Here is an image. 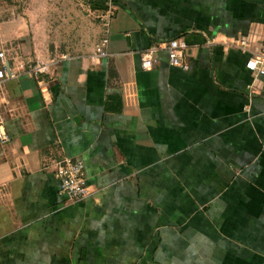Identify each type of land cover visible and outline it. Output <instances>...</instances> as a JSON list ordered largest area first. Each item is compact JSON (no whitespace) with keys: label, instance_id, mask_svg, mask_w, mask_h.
<instances>
[{"label":"crops","instance_id":"0c3cea01","mask_svg":"<svg viewBox=\"0 0 264 264\" xmlns=\"http://www.w3.org/2000/svg\"><path fill=\"white\" fill-rule=\"evenodd\" d=\"M38 3L0 0L10 54L66 52L0 92V264H264V73L232 43H262L264 0H45L43 28ZM58 8L101 36L63 47ZM64 156L84 161L83 199L60 192Z\"/></svg>","mask_w":264,"mask_h":264},{"label":"built area","instance_id":"2783aa9c","mask_svg":"<svg viewBox=\"0 0 264 264\" xmlns=\"http://www.w3.org/2000/svg\"><path fill=\"white\" fill-rule=\"evenodd\" d=\"M1 32V26H0ZM1 36V35H0ZM109 41L108 36L103 37L95 45L94 54L98 57L106 56L109 52L106 47ZM252 38L240 37L232 39V43L249 52L246 65L257 73H264V39L259 45H255ZM188 43L184 37L171 38L166 47L169 52V61L173 65L188 68L189 63L184 59V52ZM0 37V92L6 80L20 76H34L40 79L42 75L49 72L51 65L57 57L36 60L33 62L17 59L9 53ZM157 47L151 46L143 51L141 64L144 68H151L157 61ZM65 55V54H64ZM67 55V54H66ZM10 139L4 122L0 120V140L6 142ZM56 176L60 181V192L70 200H80L90 193V186L85 173L83 159L72 156H64L56 162Z\"/></svg>","mask_w":264,"mask_h":264},{"label":"rangeland","instance_id":"374dc122","mask_svg":"<svg viewBox=\"0 0 264 264\" xmlns=\"http://www.w3.org/2000/svg\"><path fill=\"white\" fill-rule=\"evenodd\" d=\"M45 0H39V3L35 5V12L39 17V23L41 24L40 28H43L45 13L47 10L43 5ZM49 12V11H48ZM72 19L70 20L69 14L65 15L64 13L60 14V8H58L57 13L53 15L52 24H55V27H58L57 36L53 37V39H57L58 41H65L63 47H66L68 42L75 43L81 41L83 44H88L89 39L94 41L96 38L88 36V33L91 31L92 24L95 26H99V36H101L103 32L102 20L99 21L100 17H96V15L91 14L89 10L84 9L82 16L78 15L75 18L74 12L70 14ZM80 16V17H79ZM48 19V18H47ZM70 20V21H69ZM82 34V36L80 35ZM78 36V37H77ZM62 53H66L64 51H52L50 53V57L60 56Z\"/></svg>","mask_w":264,"mask_h":264}]
</instances>
